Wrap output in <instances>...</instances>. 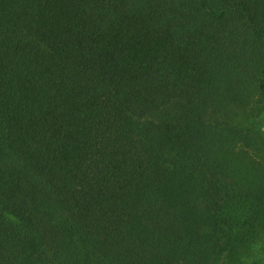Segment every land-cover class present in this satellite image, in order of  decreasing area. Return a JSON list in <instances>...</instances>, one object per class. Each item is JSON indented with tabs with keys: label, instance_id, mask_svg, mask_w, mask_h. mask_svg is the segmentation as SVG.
Masks as SVG:
<instances>
[{
	"label": "trees",
	"instance_id": "obj_1",
	"mask_svg": "<svg viewBox=\"0 0 264 264\" xmlns=\"http://www.w3.org/2000/svg\"><path fill=\"white\" fill-rule=\"evenodd\" d=\"M260 95L264 0H0V264H235Z\"/></svg>",
	"mask_w": 264,
	"mask_h": 264
},
{
	"label": "rangeland",
	"instance_id": "obj_2",
	"mask_svg": "<svg viewBox=\"0 0 264 264\" xmlns=\"http://www.w3.org/2000/svg\"><path fill=\"white\" fill-rule=\"evenodd\" d=\"M240 123L249 126L251 134L256 138L254 148L245 147L249 155L259 163L264 176V96H259L244 110ZM245 125V126H246ZM264 183V182H263ZM251 214L246 225L238 224L234 228L232 238L228 241L232 249L224 256L221 262L235 264H252L253 261L264 264V205L261 206L259 214Z\"/></svg>",
	"mask_w": 264,
	"mask_h": 264
}]
</instances>
